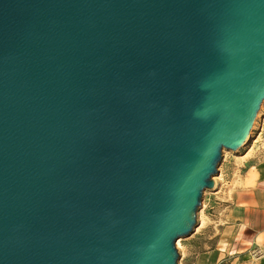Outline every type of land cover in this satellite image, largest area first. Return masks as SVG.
I'll list each match as a JSON object with an SVG mask.
<instances>
[{
	"label": "water",
	"instance_id": "water-1",
	"mask_svg": "<svg viewBox=\"0 0 264 264\" xmlns=\"http://www.w3.org/2000/svg\"><path fill=\"white\" fill-rule=\"evenodd\" d=\"M264 102V0H0V264H180Z\"/></svg>",
	"mask_w": 264,
	"mask_h": 264
},
{
	"label": "crops",
	"instance_id": "crops-1",
	"mask_svg": "<svg viewBox=\"0 0 264 264\" xmlns=\"http://www.w3.org/2000/svg\"><path fill=\"white\" fill-rule=\"evenodd\" d=\"M244 168L205 201L194 232L183 238L180 264H264V144L242 156Z\"/></svg>",
	"mask_w": 264,
	"mask_h": 264
},
{
	"label": "rangeland",
	"instance_id": "rangeland-1",
	"mask_svg": "<svg viewBox=\"0 0 264 264\" xmlns=\"http://www.w3.org/2000/svg\"><path fill=\"white\" fill-rule=\"evenodd\" d=\"M252 137L253 139L251 141L246 143L244 147L238 150H223V161L219 166V174L213 177L216 181V186L214 189H207L204 191L201 209L199 210L198 214V221L199 219L202 220L203 218V209L205 208V201L207 198L218 191L222 185V182H225L231 178L236 170H240L239 172L243 170L244 164H242V161H240L242 156L245 155L246 152L251 148H253L255 144H264V102L259 113V117L255 123V126L253 127ZM179 241V244L177 242V247L180 250L182 248L181 246L183 244V238H180Z\"/></svg>",
	"mask_w": 264,
	"mask_h": 264
},
{
	"label": "built area",
	"instance_id": "built-area-1",
	"mask_svg": "<svg viewBox=\"0 0 264 264\" xmlns=\"http://www.w3.org/2000/svg\"><path fill=\"white\" fill-rule=\"evenodd\" d=\"M253 254L255 256H260V255H264V252L261 250L260 247H256L254 250H253Z\"/></svg>",
	"mask_w": 264,
	"mask_h": 264
},
{
	"label": "bare ground",
	"instance_id": "bare-ground-1",
	"mask_svg": "<svg viewBox=\"0 0 264 264\" xmlns=\"http://www.w3.org/2000/svg\"><path fill=\"white\" fill-rule=\"evenodd\" d=\"M179 242H180V241L178 240V244H179Z\"/></svg>",
	"mask_w": 264,
	"mask_h": 264
}]
</instances>
